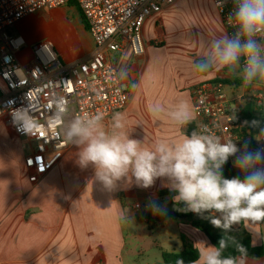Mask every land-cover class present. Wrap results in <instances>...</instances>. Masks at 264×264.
<instances>
[{"label": "crops", "instance_id": "obj_1", "mask_svg": "<svg viewBox=\"0 0 264 264\" xmlns=\"http://www.w3.org/2000/svg\"><path fill=\"white\" fill-rule=\"evenodd\" d=\"M178 1L144 23V53L129 63V72L137 76L136 87L131 90L125 109L119 111L126 117L131 138L144 141L148 147L160 139L178 140L186 134L188 126L195 123L181 128L166 115L154 120L149 113L150 105L160 103L168 110L180 100L191 103V90L198 84L237 78L236 73L229 74L226 70L207 75L193 71V63L205 51L206 44L213 37L225 34L211 0H206L208 14L205 11L203 17L209 37L200 43L194 39L192 44L190 39L188 45L168 43V37L179 30L165 32L163 21L169 20V13ZM65 7L77 14L79 31L65 28L60 40L53 35L46 40L45 28L39 25L44 11L38 12L22 19L12 29L14 34L23 37L24 51L40 41H51L49 44L65 65L91 55L93 41L78 7L67 4ZM54 10L56 14L65 15L61 7ZM46 17L52 21V17ZM155 41L161 44L157 47ZM173 49L181 58L170 57L176 54L172 53ZM124 82H128L127 78ZM104 124L109 126L111 117ZM33 148L32 141L14 135L11 127L0 118V264H162V253L182 251L181 237L196 250L203 246L202 242L211 245L190 222H181L171 216L153 227H160L155 235L148 227L144 229L143 212L152 216L169 215L170 203H176L173 197L157 195L159 191H170L166 179L158 178L151 187L142 188L133 178L131 182H119L115 190H106L95 181L91 166L87 169L78 166V149L67 142L61 159L36 182L30 183L23 159ZM230 163L234 166L233 161ZM136 203L148 206L149 210L136 211L133 208ZM153 205L164 211L154 214ZM139 213L141 217L137 216ZM194 214L198 218L220 216V213L210 212L203 216ZM238 227V224L233 225L232 230ZM242 227L249 234L253 247H264V223H242ZM154 236L156 238L151 240ZM148 247L157 249V254H147ZM247 264H264V257L247 258Z\"/></svg>", "mask_w": 264, "mask_h": 264}, {"label": "clouds", "instance_id": "obj_2", "mask_svg": "<svg viewBox=\"0 0 264 264\" xmlns=\"http://www.w3.org/2000/svg\"><path fill=\"white\" fill-rule=\"evenodd\" d=\"M228 3L229 0H219L221 7ZM231 4L228 19L233 32L213 37L194 61L193 71L198 75L222 70L229 74L238 72L244 87H259L264 84V0H231ZM16 74L23 83L22 70L16 69ZM5 75L8 77L10 73ZM127 76L122 69L120 78ZM54 84L48 82L53 90L47 104L50 112L47 124L59 127L64 139L78 149V166L81 169L91 166L95 181L106 190H115L119 182H131L133 178L137 186L149 188L163 178L175 193L174 201L184 204L179 210L201 216L205 212L220 213L219 217L208 218L225 233L233 225L264 222V149L251 150L248 143L238 147L237 139L222 138L203 123L178 140L160 139L148 147L144 141L131 138L123 113H113L107 127L101 112L75 114L69 107V99L57 94ZM33 110L30 98L28 107L11 110L18 131L34 135L40 128ZM149 113L154 120L166 115L181 128L195 120L188 100H180L168 110L154 103L149 106ZM230 157H235L234 167L243 178L223 175ZM152 211L160 214L164 210L153 205ZM202 244L192 264H247V249L240 243L236 244L238 255H224L229 247L225 237L218 246Z\"/></svg>", "mask_w": 264, "mask_h": 264}, {"label": "built area", "instance_id": "obj_3", "mask_svg": "<svg viewBox=\"0 0 264 264\" xmlns=\"http://www.w3.org/2000/svg\"><path fill=\"white\" fill-rule=\"evenodd\" d=\"M93 41L91 55L81 61L65 65L60 62L53 47L40 42L28 49L30 57L22 58L26 43L12 29L22 19L41 11H50L67 4L68 0H0V118H3L17 137H27L34 144L31 152L24 156L23 165L29 171L28 181L36 182L50 170L67 149L59 127L47 124L50 112L47 108L55 82L57 94L66 96L69 107L75 114L101 112L104 121L112 114L125 109L130 99L131 85H136L137 76L129 72L130 60L143 55L142 30L144 23L159 15L163 8L172 6L177 0H74ZM225 34L233 32L228 19L231 0L219 6V0H211ZM16 69L22 70L21 76ZM128 73L127 83L120 78L121 70ZM5 73H10L6 77ZM236 77L240 79L239 73ZM221 80L205 81L191 90L194 126L203 123L222 138L237 139L242 147L241 133L236 120L239 110L230 98ZM255 106L264 104V84L251 87ZM33 102V116L40 124L34 135L17 130L12 122L11 110L28 107ZM249 142V140H248ZM249 146V145H248ZM251 150L264 149V138ZM230 157L229 161H234ZM136 211H148L149 207L136 203Z\"/></svg>", "mask_w": 264, "mask_h": 264}, {"label": "trees", "instance_id": "obj_4", "mask_svg": "<svg viewBox=\"0 0 264 264\" xmlns=\"http://www.w3.org/2000/svg\"><path fill=\"white\" fill-rule=\"evenodd\" d=\"M67 5H74L77 7L74 0H68ZM225 85H236L241 86L242 80L239 78L221 80ZM250 89V87H246ZM236 120L238 124L245 125L241 131V137H247L249 139V145H255L256 142L264 138V104L260 107L255 106L253 98L248 96L245 98L244 106L237 111ZM195 128L190 125L186 130V134ZM249 131V133H247ZM223 175L225 178L242 177L241 173L230 161L224 165ZM158 197H165L170 199L175 195L172 191H159ZM171 214L167 215H156L152 216L148 212H143L142 217L146 220L147 227L152 229L157 223L166 220L167 218L174 217L176 220L181 222H190L191 226L203 233L209 240L211 245L218 246V242L221 238L229 240V247L225 251L224 255H238L236 252V244L240 243L247 249V258L258 259L264 257V247H253L250 243L249 234L243 229L242 223L238 224L237 230H232L225 233L223 230L218 231L217 228L210 222V219L206 216L204 218H198L192 212H185L179 209L184 208L183 203H170ZM264 223V222H260ZM231 238H234L232 240ZM183 248L178 254L173 253H162L161 260L162 264H177L179 260H183L184 264H192L198 258L197 250L192 247L191 244L187 243L184 237H181Z\"/></svg>", "mask_w": 264, "mask_h": 264}, {"label": "rangeland", "instance_id": "obj_5", "mask_svg": "<svg viewBox=\"0 0 264 264\" xmlns=\"http://www.w3.org/2000/svg\"><path fill=\"white\" fill-rule=\"evenodd\" d=\"M205 4H206V0H179L174 5L172 11L169 13L170 15L168 16L169 20L166 19L167 21L165 20L163 21L162 29L164 27L165 32H168L169 30H174V31L179 30V31L175 35L168 37V40H170V42L168 43L178 42L184 45H188L190 43V39L192 44V42H195L194 39H196V41L200 43L202 42V40H205L206 37H209V28L207 27L205 20L203 19L205 11L207 12ZM65 6L66 5L61 7L65 9L64 16H62L61 14H56L55 11L57 10H53V11L51 10V12L44 11L43 12L44 14L40 17L39 25L45 28L46 40H48V37L50 35H53L55 39L60 40V38H63L65 28H67L68 30L70 29L74 31H79L78 26L80 25V22L77 17V14L74 12L73 9H68ZM46 15H48L49 18L52 17V21L51 20L48 21ZM208 18L210 19V22L213 23L212 21L213 18L210 17V15ZM207 20L206 22H208ZM181 40L184 41L182 42ZM48 42L52 44L51 41ZM160 44H161L160 42H156L155 46L158 47ZM173 51L174 52L172 53H176V54H171L170 57L181 58L180 56L178 57L177 51L175 49H173ZM29 57H30L29 53L24 51V53L22 54V58H29ZM228 86H230L229 88H226V92L228 96L230 98H233L238 108L241 109L245 104V98L248 96H252L253 91L252 90L250 91L251 87L250 89H247L243 85L241 86L228 85ZM238 126H239L238 127L239 133H241L242 132L241 130L244 127H246L245 125H241V124H238ZM247 133H249V131H247ZM248 140L249 139L246 134V136L242 138V144L248 143L249 145L250 142H248ZM137 216L141 217V214L139 213ZM143 225H144L143 226L144 229L147 230L148 229L147 225L146 224ZM158 229H160V227L153 228V230L151 229L153 235L157 233ZM153 238L156 237L154 236L151 237L150 239L153 240ZM157 252L158 250L153 247L147 248V254H153V253L157 254ZM152 259L153 258L151 257V260Z\"/></svg>", "mask_w": 264, "mask_h": 264}]
</instances>
